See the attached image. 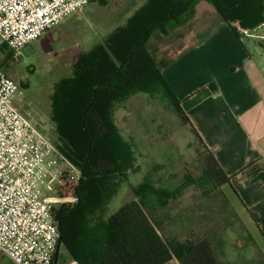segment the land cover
Instances as JSON below:
<instances>
[{"label": "trees", "instance_id": "trees-1", "mask_svg": "<svg viewBox=\"0 0 264 264\" xmlns=\"http://www.w3.org/2000/svg\"><path fill=\"white\" fill-rule=\"evenodd\" d=\"M201 2L210 5L238 39L233 25L248 32L264 25V0H146L102 43L79 53L70 75L54 85L49 117L55 132L52 139L42 133L80 173L76 201L60 202L54 209L60 233L58 264L64 257L76 264H264L263 253L221 193L229 178L190 126L164 79V70L176 56L157 58L152 46L154 40L169 37L191 20ZM7 56L4 53L3 62ZM137 95L165 104L189 127L198 144L201 174L198 178L185 174L174 191L146 177L131 188V202L105 217L104 208L119 186L117 178L138 169L134 146L122 138L114 122L117 105ZM191 185H205L209 191L204 196L222 198L225 208L220 207L244 234L240 244L250 245L255 258L225 260L223 243L213 228L201 237L164 240L160 212ZM251 217L264 238V216L251 213Z\"/></svg>", "mask_w": 264, "mask_h": 264}, {"label": "rangeland", "instance_id": "rangeland-1", "mask_svg": "<svg viewBox=\"0 0 264 264\" xmlns=\"http://www.w3.org/2000/svg\"><path fill=\"white\" fill-rule=\"evenodd\" d=\"M145 1L96 0L82 12L68 17L39 40L27 45L18 62L8 63L5 71L20 85L19 92L14 96L15 104L22 109H34L33 122L49 139H52L55 132V124L49 117V97L54 85L60 78L70 75L74 59L79 53L102 43L116 28L124 25ZM206 7L204 9L210 10V15L214 13L220 16L210 5ZM200 17L195 11L193 18L187 21L193 22L189 32L194 29L193 26ZM233 28L239 36L250 34L242 37L240 41L255 57L259 53L264 58V39L259 37L264 36V25L251 32L236 25ZM186 29L178 27L169 37L154 40L152 46L157 49V58L174 57L191 45L192 41L188 42L183 38L187 36ZM251 44L254 48H251ZM4 53L5 48L0 44V65L5 63ZM114 122L122 138L134 146L138 169L134 173L123 172L117 178L119 186L104 208L105 217L131 202V188L146 177L156 185L174 191V187L181 184L185 174L191 173L195 178L201 174L197 164L196 139L189 127L183 125L165 104L149 100L145 95L133 96L125 103L117 105ZM55 159L61 165V175L57 181L50 182L49 188L44 189V194L63 203L73 195L76 197L74 188L80 175H76L78 170L60 161L58 156ZM181 191V196L176 201H170L160 212L163 220L161 235L165 241L174 239V236L181 241L187 237H201L207 229H214V234L223 243L225 260L242 262V257H256L252 256L255 252L250 245H245L244 242L240 244V236L244 234L232 215L221 208H225L221 197L204 196V192L209 191L205 185H191L183 187ZM0 258L1 264H9L1 252ZM60 264L73 262L64 257Z\"/></svg>", "mask_w": 264, "mask_h": 264}, {"label": "crops", "instance_id": "crops-1", "mask_svg": "<svg viewBox=\"0 0 264 264\" xmlns=\"http://www.w3.org/2000/svg\"><path fill=\"white\" fill-rule=\"evenodd\" d=\"M207 5L196 7L201 17L192 31L193 22L180 27L187 28L183 38L192 44L177 53L163 76L229 178L221 193L264 255V238L251 217L264 216V58L240 41L250 34L238 39Z\"/></svg>", "mask_w": 264, "mask_h": 264}, {"label": "built area", "instance_id": "built-area-1", "mask_svg": "<svg viewBox=\"0 0 264 264\" xmlns=\"http://www.w3.org/2000/svg\"><path fill=\"white\" fill-rule=\"evenodd\" d=\"M95 1L0 0V44L8 54L0 65V252L12 264L53 263L59 200L44 189L61 175L55 156L72 166L15 104L19 86L5 68L18 62L27 45ZM75 201L74 195L65 200Z\"/></svg>", "mask_w": 264, "mask_h": 264}, {"label": "water", "instance_id": "water-1", "mask_svg": "<svg viewBox=\"0 0 264 264\" xmlns=\"http://www.w3.org/2000/svg\"><path fill=\"white\" fill-rule=\"evenodd\" d=\"M59 250H60V241L57 244V247H56V251H55L54 257H53V263L52 264H57V258H58Z\"/></svg>", "mask_w": 264, "mask_h": 264}, {"label": "flooded vegetation", "instance_id": "flooded-vegetation-1", "mask_svg": "<svg viewBox=\"0 0 264 264\" xmlns=\"http://www.w3.org/2000/svg\"><path fill=\"white\" fill-rule=\"evenodd\" d=\"M13 77V76H12ZM18 84V83H17ZM18 86H19V88H20V85L18 84ZM20 108V107H19ZM20 110L21 111H25V112H27V113H29L30 114V116H31V119L32 120H34V109L32 108V109H28V110H26V109H22V108H20Z\"/></svg>", "mask_w": 264, "mask_h": 264}]
</instances>
